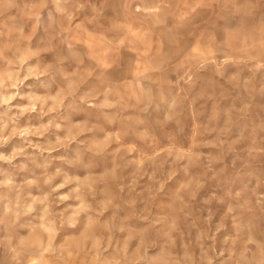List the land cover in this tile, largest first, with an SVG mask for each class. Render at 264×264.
<instances>
[{"label":"clouds","instance_id":"clouds-1","mask_svg":"<svg viewBox=\"0 0 264 264\" xmlns=\"http://www.w3.org/2000/svg\"><path fill=\"white\" fill-rule=\"evenodd\" d=\"M0 264H264V0H0Z\"/></svg>","mask_w":264,"mask_h":264}]
</instances>
